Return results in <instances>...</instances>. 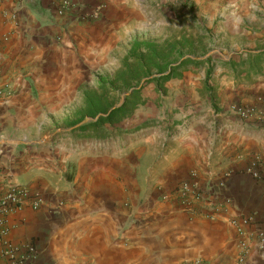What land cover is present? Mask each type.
Listing matches in <instances>:
<instances>
[{
  "label": "crops",
  "instance_id": "obj_1",
  "mask_svg": "<svg viewBox=\"0 0 264 264\" xmlns=\"http://www.w3.org/2000/svg\"><path fill=\"white\" fill-rule=\"evenodd\" d=\"M221 1L218 22L206 26L218 53L207 63L216 68L209 85L218 123L198 120L186 133L175 124L168 142L129 156L83 148L68 135L78 125H67L116 52L133 40L162 41L148 38L152 18L163 26V14L147 10L157 0H72L62 15L50 0L4 1L0 183L24 186L41 202L7 217L8 240L34 249L25 264H264V177L246 171L251 156L264 161V128L221 115L229 103L264 105V71L254 72L264 14L255 0ZM191 178L211 201L185 212L163 196ZM242 217L250 219L244 236L231 223Z\"/></svg>",
  "mask_w": 264,
  "mask_h": 264
},
{
  "label": "rangeland",
  "instance_id": "obj_2",
  "mask_svg": "<svg viewBox=\"0 0 264 264\" xmlns=\"http://www.w3.org/2000/svg\"><path fill=\"white\" fill-rule=\"evenodd\" d=\"M255 2H257L256 12L264 14V0H255ZM223 6L224 4L221 0H162V4H159V0H157V3L153 2L147 5L148 11L151 10L150 12L156 11V13L161 12L163 14L162 27L156 25V20L153 18L149 22L152 24V29L149 31L148 38L153 41L158 40V42L162 40L156 43L161 48V51L165 53L167 50L172 51V54L161 65L170 64L175 66L184 62L183 66L178 70L180 77L167 82L164 85L165 91L162 93L161 87L156 86V83L152 82L154 78L158 77L156 71L152 70L148 77L141 79L138 85H134L131 88L139 90L140 104L137 105L131 116L117 125L116 128L120 131H129L148 124L150 125V130L135 131L132 140L124 146H121L120 141L104 144V154L112 155L121 151V154L125 156L132 154L142 155L148 150H153L162 141L168 142L170 140V137H167L168 135L176 136L178 130L173 128L175 124L180 125V128L184 129L186 133L189 125L198 120H200L198 123L203 124L215 125L218 123L220 118L213 116L216 114V109L212 110L213 108H211L212 105H210L208 98L203 97L202 91H204V87L202 86V89L199 88L200 86L197 82L202 84L206 74L207 63L211 59L217 60L218 53L213 52L212 48L214 38L212 34H208L206 26L212 25L213 27L218 22V17L224 10ZM214 17L215 20L212 24L211 19ZM126 53L127 51H121L118 57L116 52L113 65L100 68L99 77L104 78L107 82L114 80L116 73L121 69V57ZM228 71L230 73L229 69ZM215 75L216 68L213 67L211 77ZM230 75L232 76L233 74L230 73ZM188 78H191V80H188ZM116 87L118 88L105 94V100L108 103L115 104L114 107L124 101L131 90L127 91L121 88L120 82L117 83ZM86 88L89 92L96 95L103 94L97 89V83L95 82L87 85ZM78 104L79 102H77V115L70 117L72 121L67 126L76 124L80 127L84 123L93 121L90 117H84V98L80 102L82 115L78 113ZM212 111H214L213 115H211ZM221 111V115L227 121L235 118L234 120L245 125L264 128V121H262L264 120V105L254 106L229 103V105L222 107ZM189 118L192 121H189ZM164 126H168L173 132H165L162 128H159ZM146 141L149 142L144 144ZM82 147L97 150L93 143H89V145L84 143ZM65 150L70 151L68 147ZM106 150L109 152H105Z\"/></svg>",
  "mask_w": 264,
  "mask_h": 264
},
{
  "label": "trees",
  "instance_id": "obj_3",
  "mask_svg": "<svg viewBox=\"0 0 264 264\" xmlns=\"http://www.w3.org/2000/svg\"><path fill=\"white\" fill-rule=\"evenodd\" d=\"M160 49L161 48L154 43L139 42L137 40L132 41L130 50L122 59L121 69L116 73V78L110 82H107L101 77L97 80V89L103 94L96 95L92 92L84 93V117H90L93 121L82 124L68 134L74 142L77 141L87 145L93 143V146L97 150L103 151L104 144L107 145L113 141H120L121 146H124L127 142L132 140L135 131L150 130V125L148 124L129 131H120L116 128L117 125L128 119L137 108V105L140 104L139 90H134L131 94L127 95L123 103L111 112H109V110L112 109L115 104L108 103L107 100H105V94H107L108 91L117 89L118 87H116V85L118 82L121 83V88L127 91L130 90L134 85H138L141 79L148 77L152 70H155L158 75L152 82H155L156 86L161 87L163 93L165 91L164 85L167 82L171 79L180 77V75H178V70L183 66L184 62L175 66H171L170 64L161 65L162 62L172 54V51L167 50L165 53ZM254 59V72L261 73L264 71V67L259 65L264 63V53L256 55ZM212 68L213 67L208 66L206 69L203 87L204 91L209 94L214 109V90L209 85ZM74 125L75 124L70 127ZM106 148L108 147L106 146Z\"/></svg>",
  "mask_w": 264,
  "mask_h": 264
},
{
  "label": "built area",
  "instance_id": "obj_4",
  "mask_svg": "<svg viewBox=\"0 0 264 264\" xmlns=\"http://www.w3.org/2000/svg\"><path fill=\"white\" fill-rule=\"evenodd\" d=\"M4 1L0 0V7ZM50 1L54 4L58 15L64 14L72 6V0ZM246 171L253 178L261 179L264 177V161L258 156H251L248 159ZM0 181H2L1 176ZM163 198L176 203L185 212H190L194 208H201L211 201L207 193L199 188L195 178L180 181ZM40 203L38 195L31 194L26 187L9 182L0 183V257L4 259L5 264H25L28 256L34 253V249L30 244L23 247L16 246L8 240L10 227L7 223V217L27 204L35 211L39 208ZM249 220V218L242 217L233 219L231 223L236 227L238 233L244 236L243 227L249 223ZM242 247L241 262L247 255V245L245 242H243Z\"/></svg>",
  "mask_w": 264,
  "mask_h": 264
},
{
  "label": "water",
  "instance_id": "obj_5",
  "mask_svg": "<svg viewBox=\"0 0 264 264\" xmlns=\"http://www.w3.org/2000/svg\"><path fill=\"white\" fill-rule=\"evenodd\" d=\"M133 90H134V89H131V90L129 91V94H131V93L133 92ZM122 103H123V101H122L119 105H117V106L113 107L112 109H110L109 112H111V111H112L113 109H115V108H118ZM109 112H108V114H109ZM99 116H102V115H99ZM99 116H98V117H99Z\"/></svg>",
  "mask_w": 264,
  "mask_h": 264
}]
</instances>
